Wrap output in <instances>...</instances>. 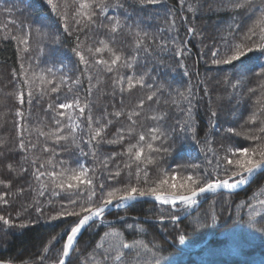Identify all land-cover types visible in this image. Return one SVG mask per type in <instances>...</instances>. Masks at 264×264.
<instances>
[{"label":"trees","instance_id":"trees-1","mask_svg":"<svg viewBox=\"0 0 264 264\" xmlns=\"http://www.w3.org/2000/svg\"><path fill=\"white\" fill-rule=\"evenodd\" d=\"M59 2L68 5L71 17L75 8L74 0H59ZM106 2L116 3V0H106ZM120 2L123 3V7H110L104 13V17H119L123 25L116 34L115 44L112 46L117 50L122 49L125 55H132L135 54V33L139 31L141 34H148L144 41V47H147L148 51L144 52L141 48L133 71L136 75L147 72L148 76L145 77L147 83L154 85L151 91L159 89L152 101H145L143 113L146 116L165 114V118L158 122L146 120L141 116L138 118V131L139 125L143 124L145 130L158 126L162 131L169 133L164 146L170 148V151L157 156L160 160L159 164L148 166L149 180L162 178L160 169H171L176 165L198 164L202 171L207 166L208 160L212 159L213 164L215 163L213 153L222 157L225 149L233 145L253 146L242 137L226 132V129L231 127L246 132L250 127L245 125V120L258 106L256 100L261 95L259 86L264 82V78L256 77L255 73L259 71V67L254 66L251 60L244 61V65L250 71H244L238 66L239 74L234 75L233 67L212 64L211 53L221 44V37L228 31L230 25L234 26L236 23L241 25L240 32L236 33L239 38L259 15V9L254 8L252 12L241 11L237 14L225 6L227 0H159L156 4L143 6H140L139 0H120ZM255 3L259 5L260 0H255ZM0 10L2 14L0 19V179L12 182L9 189H4L3 185H0V192L15 193L17 188L28 189L29 185L34 183L31 164L25 163L23 157L27 155L29 161L33 157L45 160L50 155L42 152L45 141L44 138L38 137L35 131L31 134L25 132L24 140L26 144L29 141L36 143L37 148L28 153L18 148L19 135L16 125L20 122V118L15 115L16 109L22 108L24 123L30 130L42 128L48 131L52 126L53 113L46 111L47 105L56 102L55 94L41 96L39 89L34 88L33 102L29 104L25 88V103L22 106L18 103L16 93L21 90L23 80L21 64H24L25 68L31 66L32 71L36 73H42L46 68L51 67L57 77L67 74L75 79L84 68L71 52L77 43V36L87 48L89 45L99 46L94 41L100 38L111 39V34L104 29L77 32L74 22L72 30L69 33L64 32L59 17L51 12L45 0H0ZM97 13L99 14V9ZM104 17H100L97 23H109ZM42 21L44 23H41ZM21 24L31 26L32 29L30 51L27 53L23 51L18 53L17 42L4 38L8 34L6 28L11 30L12 34H22L19 28ZM48 25L51 27L49 28ZM190 27L196 29L195 35L188 34L187 30ZM37 28L41 32H48V35L38 34ZM27 30V27L23 29V31ZM57 35L60 37V42L53 43V38ZM181 44L185 54L177 56L176 48ZM104 58L110 57L104 53ZM121 71L127 73L129 70ZM185 71L188 75L184 74ZM89 74L93 77L91 83L94 87L88 99L94 118L103 116L105 111L111 113L123 109L126 113L149 94L148 89L138 86L131 92L123 94L117 88L113 95V74L105 73L102 69L99 72L90 69ZM153 77L155 79H152ZM88 88L89 80L85 75L78 88L73 86V93H68L66 87L62 88L59 93L60 100L63 102L65 97L71 98L75 94H79L83 99ZM252 88L257 89L255 94L249 93V89ZM188 89L192 93L188 99L178 96L179 92L187 95ZM219 94L224 95L220 104L215 98ZM173 100L177 103H172ZM189 101L194 122L193 131H188L187 128L182 130L183 122L188 119L185 112L190 106ZM109 118L113 119V124L107 130L106 139L113 138L112 134L117 128L127 127L130 123L126 116ZM255 127L259 128L260 124L257 123ZM84 138L86 140L87 136L85 135ZM130 142H135V137ZM48 143L51 146V142ZM81 146L86 152L89 151L87 146L83 144ZM209 147L213 151L202 150ZM114 151H123V146L101 143L97 148V160L102 161L106 155ZM56 152L58 155L55 159L70 160L79 155V150L70 142L56 146ZM119 159L123 167L126 157ZM87 163L92 165L91 155L87 157ZM9 164L15 167V172L8 169ZM21 167L26 168L27 172L19 174ZM132 171L134 173L135 166ZM122 179L124 183L127 182V170L124 171ZM179 179L180 175L177 174V180ZM34 195L25 191L19 196H8L9 203L0 204V215L13 219L17 225L21 220L36 219L38 214L34 208H29L27 212L23 211L32 202ZM61 198H66L65 194L55 198V203L58 204ZM39 199L45 204V213L51 214L53 209L46 203L48 197ZM257 200H264V173L235 192L217 191L205 194L199 197L193 209L184 213H177L170 205H161L150 200L135 201L124 208L106 212L105 223L101 224L97 221L90 228L83 230L77 248L86 256L103 233L109 230L110 222L111 228L123 234L125 242L139 240L148 245V249L139 247L125 250L128 252L126 256L128 264H264V208L257 204ZM249 204L252 208L248 207ZM253 211L257 215L250 220L249 213ZM18 212L20 218H17ZM173 214L178 216L177 221L168 219ZM161 216L164 217L163 220L160 219ZM119 217L125 219L120 220ZM74 219L66 218L52 224L41 219L37 224L24 229L9 228L0 223V260L35 264L44 244L51 236L71 225ZM128 224L139 225L142 230L129 228ZM181 236L188 243L196 246L191 248L182 246ZM62 244L63 239L55 244L51 253L44 255L49 256L51 260ZM78 261L79 258L74 255L72 264H78Z\"/></svg>","mask_w":264,"mask_h":264},{"label":"snow or ice","instance_id":"snow-or-ice-1","mask_svg":"<svg viewBox=\"0 0 264 264\" xmlns=\"http://www.w3.org/2000/svg\"><path fill=\"white\" fill-rule=\"evenodd\" d=\"M45 2L50 6L51 12L59 17V23L64 32L69 33L74 22V28L77 32L104 29L111 34V39L100 38L94 41L99 46L89 45L85 48L84 42L80 41L79 36H77V43L71 52L84 68L75 79L67 74L57 77L51 67L46 68L42 73H36L32 71L31 66L25 68L24 64H21L23 80L21 90L16 93L18 103L21 106L25 103V88L27 89L26 95L29 104L33 102L34 88L39 89L41 96L55 94L56 102H50L47 105L46 111L53 113L52 126L48 128V131H44L42 128L30 130L24 123L22 108L16 109L15 115L20 118V122L16 125L19 135L18 148L24 153L35 150L37 148L36 143L29 141L26 144L24 140L25 132L31 134L32 131H35L38 137L44 138L45 143L42 152L50 153V155L45 160L33 157L31 161L25 155L23 157L25 163L30 162L33 169L32 179L34 183L30 184L28 189L17 188L15 193L0 192V204L4 205L9 203L7 197L10 195L19 196L25 191L34 193L32 202L23 211L27 212L29 208H34L38 214L37 218L27 221L21 220L17 225L13 219L0 215V223L9 228L24 229L37 224L41 219L52 224V222L62 221L66 218H75L71 225L51 236L44 244L42 253L35 264H72L74 255L79 258L78 264H128V260H126L128 252L125 250H133L139 247L148 249V245L139 240L131 243L125 242L123 234L111 228L110 222L109 230L103 233L92 251L86 256L77 248L79 236L83 230L90 228L97 221L101 224L105 223L106 212L111 207L121 209L129 202L139 201L142 198H151L161 205H170L173 208L178 203L191 207L197 203L202 194L216 192L218 189L231 192L241 186H247L258 175L264 173V82H262L259 86L261 95L256 100L258 106L250 112L245 120V125H250L247 131L240 132L231 127L226 129V132L242 137L253 146L233 145L225 149V154L222 157L213 153L215 163L213 164L212 159L208 160L207 166L202 171L198 164L176 165L171 169H160L162 178L150 181L148 166L159 164L160 160L157 159V156L169 153L170 148L164 146L169 133L162 131L160 127L153 126L145 130L143 124H140L138 131V118L141 116L154 122L165 118L163 113L151 116H146L143 113L145 101H152L157 96L159 89L151 91L154 85L147 83L145 79L148 76L147 72L136 75L133 71L141 48L144 52L148 51V48L144 47V41L148 34H141L137 31L134 38L135 54L125 55L122 49L117 50L112 46L115 44L116 34L123 27L121 19L117 16L104 17V13L110 7H123L120 0H116V3H108L106 0H74L75 8L71 17L67 4L62 5L59 0H45ZM139 2L140 6H143L156 4L159 0H139ZM225 6L237 14L241 11L252 12L254 8H258L259 15L239 38H237L236 33L240 32L241 25L238 23L234 26L230 25L228 31L221 37V44L212 50L211 63L231 66L234 69L233 74L238 75V66L244 71H250L244 65V61L251 60L254 66L259 67V71L255 73L256 77L264 78V0H260L259 5L255 3V0H227ZM97 9H99V14ZM189 10H192L191 6H189ZM100 17H104L109 23L101 22L98 24L97 20ZM10 23H15V21H10ZM174 23L175 21H173ZM25 27H27V31H23ZM48 27L50 28L51 25ZM19 28L22 34H12L11 30L6 28L8 34L4 38L17 42L18 53L20 51L27 53L30 51L32 29L31 26L23 24L19 25ZM187 31L190 35L196 34L195 28L190 27ZM36 32L43 36L48 35V32H41L39 28L36 29ZM59 42L60 37L57 35L53 38V43ZM21 45L22 48L19 47ZM40 51L42 52L43 49L41 48ZM104 53H107L110 58H104ZM175 54L177 56L185 54L183 44L177 46ZM90 69L97 72L102 69L105 73L113 74V95H115L117 88L123 94L131 92L138 86L148 89L149 94L140 99L135 108L126 113L123 109L111 113L105 111L103 116L94 118L88 99L94 87L91 83L93 77L89 74ZM122 69L129 71L125 73L121 71ZM184 74L188 75V72L185 71ZM85 75L89 80V88L85 90L84 98L82 99L79 94H75L71 98L65 97L64 101L61 102L59 96L61 89L66 87L68 93H73V86L78 88ZM37 81H39L38 84ZM99 82L97 79V83ZM160 87L162 88L163 85ZM256 91L255 88L249 89L251 94H255ZM191 95L190 89L187 90V95L184 92L178 93L182 99H188ZM172 103L175 104L177 101L173 100ZM189 105L185 112L188 119L183 122L182 130L187 128L188 131H193L194 122L192 121L190 101ZM122 116H126L130 123L127 127L117 128L116 132L112 134L113 138L106 139L107 130L113 124V119L109 117L120 118ZM257 123L260 124L259 128L255 127ZM85 135L87 136L86 140ZM133 137H135V142H130ZM49 141L51 146H49ZM69 142L79 150V155L70 160L55 159L58 155L56 146ZM101 143L123 146V151H114L110 155H106L102 161H98L97 148ZM82 144L87 146L89 151L86 152L81 146ZM202 150L213 151L210 147ZM89 155L93 161L91 166L87 163ZM121 157H126L123 167H121L119 159ZM133 166H135L134 173L132 171ZM7 167L12 172L16 171L12 164L7 165ZM125 170H127L126 183L122 179ZM26 172V168L21 167L19 169V174ZM105 174L106 179H104ZM177 174L180 175L179 180H177ZM11 183V180L0 179V185H3L4 189H9ZM61 194H65L66 198H61L56 204L55 198L61 197ZM46 196L48 197L47 206L53 209L51 214L45 213V204L39 199ZM257 204L264 208V200H257ZM248 207L252 208V205L249 204ZM255 215H257L255 211L250 212L249 219L251 220ZM17 218H20L19 212ZM119 219L124 220L125 218L119 217ZM160 219L163 220L164 217L161 216ZM168 219L177 221L178 216L173 214ZM127 227L142 230L139 225L128 224ZM61 239H63L62 247L57 250L56 256L50 260L49 256L44 254L51 253L55 244L59 243ZM180 239L183 240L184 237L181 236ZM138 255L139 253H137ZM0 264H4V261H0Z\"/></svg>","mask_w":264,"mask_h":264},{"label":"rangeland","instance_id":"rangeland-1","mask_svg":"<svg viewBox=\"0 0 264 264\" xmlns=\"http://www.w3.org/2000/svg\"><path fill=\"white\" fill-rule=\"evenodd\" d=\"M1 18H2V14H1V10H0V19ZM215 98H216L217 103L220 104L223 101L224 95L223 94H221V95L219 94V95H216ZM198 201H199V198H198L197 202ZM196 204L192 205L191 207H187V206H184V205H181V204L178 203L177 206L174 209H175V211L177 213H184V212H187V211L193 209L196 206ZM181 244L184 247H190V248L196 246V244H190V243H188L187 240H184V239L181 241Z\"/></svg>","mask_w":264,"mask_h":264},{"label":"water","instance_id":"water-1","mask_svg":"<svg viewBox=\"0 0 264 264\" xmlns=\"http://www.w3.org/2000/svg\"><path fill=\"white\" fill-rule=\"evenodd\" d=\"M244 186H241L239 189H241V188H243ZM239 189H234V190H232L231 192H233V191H236V190H239ZM218 190H222V191H227V190H223V189H218ZM227 192H229V191H227ZM141 200H152L151 198H142ZM152 201H154V200H152ZM156 202V201H155ZM112 209H115V207L113 206V207H111L109 210H112ZM4 264H12V263H10V262H4Z\"/></svg>","mask_w":264,"mask_h":264}]
</instances>
